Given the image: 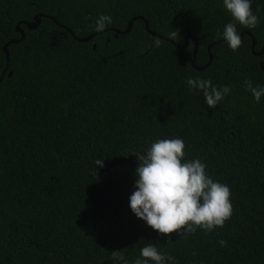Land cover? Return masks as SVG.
Wrapping results in <instances>:
<instances>
[{"label":"trees","instance_id":"16d2710c","mask_svg":"<svg viewBox=\"0 0 264 264\" xmlns=\"http://www.w3.org/2000/svg\"><path fill=\"white\" fill-rule=\"evenodd\" d=\"M251 8L260 23L237 24L249 35L234 52L218 35L232 21L222 0H0V264H123L114 251L133 264L149 242L176 264H264V97L243 84L264 86V0ZM38 14L62 27L19 25L6 60L16 25ZM100 14L113 24L96 33ZM185 36L206 68L191 66L193 42L178 48ZM197 76L231 95L209 108L185 84ZM165 138L230 187L222 228L165 237L130 211L135 154Z\"/></svg>","mask_w":264,"mask_h":264},{"label":"clouds","instance_id":"9594fccd","mask_svg":"<svg viewBox=\"0 0 264 264\" xmlns=\"http://www.w3.org/2000/svg\"><path fill=\"white\" fill-rule=\"evenodd\" d=\"M252 0H222L223 7L231 15L232 21L225 24L218 35L232 51L242 46V29H255L260 19L251 8ZM113 24L110 15L100 14L95 20L93 30L103 33ZM179 36L177 31L171 37ZM163 39L155 38L153 47H160ZM173 41H175L173 39ZM189 91L202 93L204 103L215 108L227 96L231 95L230 85L217 87L211 79L199 76L185 80ZM244 88L254 102L264 97V86H253L245 80ZM185 143L181 138L157 139L150 142L144 153L135 154L138 166L135 169L134 191L129 196V208L132 214L145 222L158 235L176 232L179 236L195 233L198 229L205 234L222 228L233 214L230 200L231 190L207 172V165L200 159H186ZM103 160H97L96 166H102ZM182 230V231H181ZM226 241L220 240L221 246ZM117 262L129 264L122 253L113 252ZM176 264L175 258L159 250L156 243H146L140 249V256L133 264Z\"/></svg>","mask_w":264,"mask_h":264},{"label":"water","instance_id":"95a60500","mask_svg":"<svg viewBox=\"0 0 264 264\" xmlns=\"http://www.w3.org/2000/svg\"><path fill=\"white\" fill-rule=\"evenodd\" d=\"M42 18H48L49 20L53 21L57 26L62 27V26H61V25H60V24H59V23H58L53 17L45 16V15H42V14H38V15H36V16L33 18V21H32V22H21V23L17 24V25H16V28H15V31H16L17 33H19L20 38H19L18 40H12V41H9L8 43H6V44L2 47V52H3V54L5 55L6 60H7V58H8V46L11 45V44H17V43H20V42L24 39V31H23L22 29H20L19 25H24L28 30H35V29L40 25V21H41ZM139 19L144 20V19L141 18V17H140ZM133 20H135V19H131V20L127 23L126 29H125L123 32H120L119 30H116V29H114V30H112V31H113L115 34H117V35H118V34H119V35H123V34L128 33V32L130 31V29H131V26H132V22H133ZM144 26H145V30L148 31V25H147L146 22H144ZM66 30H67V31H68V32L74 37V35L71 33L70 30H68V29H66ZM148 32H150V31H148ZM150 34L153 35V36L155 35L153 32H150ZM245 35H249V33H248V32H243V33L241 34V39H242ZM74 39H75L76 41H79V42H88V41H90V40L92 39V36H89V37H87V38H85V39H82V40H79V39H77V38H75V37H74ZM189 41L193 42V44H194V48H193V57H192V61H191V66L194 67L196 70H201V69L206 68V67L210 64V62H211V60H212V56H211V55H210V57H209V58H210V61H209V63H208L207 66L202 67V68H199V67H195V65H194L195 55H196V53H197V42H196V40H195L194 37H192V36H185L184 39H183V45H182L181 47H178V48H180V49H186ZM172 44H173L175 47H177L176 44H174L173 42H172ZM254 47H255V40L252 39V52H253ZM209 49H210V46L208 47V51H209ZM262 53H263V50H262L261 52H259V53H253V54H254L256 57H260V56L262 55ZM260 68H261V70L264 72V62H261V63H260ZM0 81H1V80H0Z\"/></svg>","mask_w":264,"mask_h":264}]
</instances>
